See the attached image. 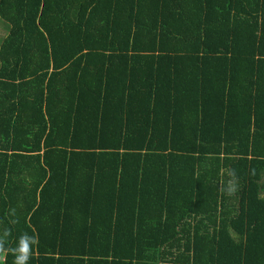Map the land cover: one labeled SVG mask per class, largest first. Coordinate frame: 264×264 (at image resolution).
<instances>
[{
    "label": "trees",
    "instance_id": "obj_1",
    "mask_svg": "<svg viewBox=\"0 0 264 264\" xmlns=\"http://www.w3.org/2000/svg\"><path fill=\"white\" fill-rule=\"evenodd\" d=\"M24 234L27 264H264V0H0Z\"/></svg>",
    "mask_w": 264,
    "mask_h": 264
},
{
    "label": "clouds",
    "instance_id": "obj_2",
    "mask_svg": "<svg viewBox=\"0 0 264 264\" xmlns=\"http://www.w3.org/2000/svg\"><path fill=\"white\" fill-rule=\"evenodd\" d=\"M234 191H235V187H232L231 189H229V194H231ZM24 235L27 237V234ZM36 242L37 241L35 237H27L22 247H20L18 250L15 251L11 249L6 250L3 247H0V261L5 260L7 253L11 251L15 256L13 264H27V261L31 255L30 245ZM17 252L19 254H17Z\"/></svg>",
    "mask_w": 264,
    "mask_h": 264
}]
</instances>
